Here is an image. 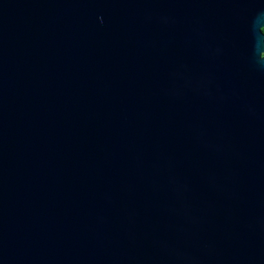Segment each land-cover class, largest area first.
<instances>
[{"label": "water", "instance_id": "95a60500", "mask_svg": "<svg viewBox=\"0 0 264 264\" xmlns=\"http://www.w3.org/2000/svg\"><path fill=\"white\" fill-rule=\"evenodd\" d=\"M264 0H0V264H264Z\"/></svg>", "mask_w": 264, "mask_h": 264}, {"label": "trees", "instance_id": "16d2710c", "mask_svg": "<svg viewBox=\"0 0 264 264\" xmlns=\"http://www.w3.org/2000/svg\"><path fill=\"white\" fill-rule=\"evenodd\" d=\"M262 31L264 32V27L262 28Z\"/></svg>", "mask_w": 264, "mask_h": 264}]
</instances>
